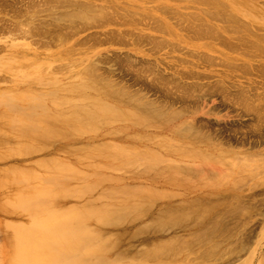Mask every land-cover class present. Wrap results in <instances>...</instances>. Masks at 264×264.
<instances>
[{
  "label": "rangeland",
  "instance_id": "obj_1",
  "mask_svg": "<svg viewBox=\"0 0 264 264\" xmlns=\"http://www.w3.org/2000/svg\"><path fill=\"white\" fill-rule=\"evenodd\" d=\"M12 1L13 0H9L8 1L9 3H8L5 0H0V6H1L0 7L1 9L0 10V20H1L0 27L2 28L7 27L5 28L6 30L4 29L5 33L7 29L9 31L6 33L7 35L5 36L3 35L5 34L4 32L2 33L0 32L2 34L0 35V50H1L0 51V180L3 181L4 179H6L5 178L6 176L13 177L12 174H14L15 172H24V171L26 172L29 170H30L29 172H32L33 170L38 171L36 169L37 167L36 165L42 162H46V161H51V162L59 161V162H64L69 165H73V166L75 165V167L77 168L75 169L78 170L79 176H82V177H79V180L77 179H72L69 181L60 180L59 183L63 184V187L65 188L76 190L78 193L74 196L62 195L61 197L55 199L53 201L54 203L52 204V211L54 210V212L72 211L74 209L77 210V208L81 209L85 206H94L96 208H101V207L102 208H105V207L112 208L113 205L117 206L121 203H125L126 199L124 198V196H121V193H120V191L124 189H130V190L134 189V192H136V190L138 189L137 192L140 191L141 193L142 191L149 192V193L156 192L157 194L154 193L156 194L155 197L147 199V202L143 206L141 204L139 205L141 207V211L138 214V216H136V214L134 213L133 214L130 213L122 217L121 219L113 218V220L109 224H105V225H98V224L95 225L93 221H89L87 223L89 224L88 225L89 228L92 230V232H94L95 235H99L102 239L113 240L114 245H116V247L115 249L113 248L112 250H109L108 259L109 261L118 259L117 264H137L139 263V261L142 262L141 258L143 259V257H145L143 256L144 251H149L150 247L152 248V246L161 247V246H165V244L167 245L171 244L175 246L176 244L178 245L180 243L182 247V254L179 256V258L175 262H173V264H201V263L202 264H214V263L215 264L217 263L218 264H225V263L226 264H237V263L238 264H262L263 263L264 264V253H263L264 252V227H263L264 226V184L261 183V182H264V173H263L264 172L263 170L264 162L263 164L262 163L260 164V161L261 162L263 161L262 157L260 156L262 155L264 156V128H263L264 127V124H263L264 117H262L264 116L263 114L264 112L262 111V109H260L262 105L264 104V98H262L264 96L263 94L264 88H262L263 87L262 84L264 85V79H262L264 78V74H262L263 75L262 76L261 72L259 71L261 70V68H263V67L261 68L259 67L260 65L262 66L263 61L255 58L254 55L258 53H255L254 55H252L255 58L254 59L253 57L248 56L249 53L247 54V57H246L245 54L241 55L235 51L230 52L228 48H226L227 43L231 41L227 33H228V29L229 30L231 29L230 26L233 27L234 25L232 24V22L235 21L234 19L235 17L233 16H236V20H239L240 18L241 23H240V20L238 21L240 24H242V22L244 23L251 22V24L254 23L253 27L255 29L253 28L252 31H254L257 35L264 34V29H263L264 28V0H259L257 2H254V0H251L257 5L253 7H256L258 11L256 12L254 9H252V7H250L249 9H247L246 12H244L247 15L246 16L247 18L238 16L237 13L234 11L236 10L234 9V6L236 5L238 6V2H240L241 6L243 7L244 5H250L249 3H244V0H218L219 4L221 2L220 7L223 3L226 4V5H223V7L226 8L223 12H222V9H224L223 7H221L222 8L221 10L220 8H218L219 9L218 13L219 14L223 13L224 15L226 14L230 15V13L232 14L234 21L230 20L232 19L231 16L230 18H227L229 17V15L222 17L223 14H221L222 19L224 18L225 20L229 21L227 22L228 24L226 23L224 19H223L224 22L222 21V23L224 24H222L219 21V19L221 18L216 16L218 14L216 12L217 10L216 6H215L216 10L215 8H213V13L215 14L214 21L213 19L211 20L210 18L206 17V15L204 14L207 12V8H206L207 3L204 2V0L202 1L199 0V1L202 3L204 2L205 3L204 5L206 6H202L203 5L202 3L199 4V2H196L194 0H193L194 2H192V0H129L131 2L135 1L136 3L134 5L133 4H121V6L114 5L112 3L113 0H80L81 2H83V4H87L88 1L89 3L90 1H92L93 7H90V8H86L83 6L77 7L76 5L74 7L73 6L66 7L65 9L68 12L70 11L69 14L75 13V15L80 16L81 19L83 18L82 21L81 20L79 21L78 18H75L76 21L80 22L81 26L78 22L77 23L75 22L76 25L75 23L74 24L68 23V25H70L69 28H72V30L70 31L67 30L66 35L67 34L68 35L65 38V41L63 42L64 45L62 41L61 43H59L58 41L57 42L53 41L54 44L58 43L57 44L58 46H56V44L55 45L52 44L51 46L50 43L52 42L50 40V43H48L49 45L47 44V47H45L44 43H38L36 45V43L33 44V42H31L32 44L31 45L30 44L31 38L25 37L22 32L18 33L17 31H22L20 30V26L22 27V23L24 24V26L29 23L28 27H30L31 19L41 20L39 21V24L40 22L46 21L47 18L45 17H48L46 15L47 14L50 15L53 10L50 11V8H49V10L47 9L46 11L45 9L44 11L43 9L45 5L44 6L38 5L37 8H34L31 5L34 12L33 10L29 12V10L32 8L30 6L28 8L27 4L29 5L31 0L30 1L29 0H21V1L19 0L18 4H17L18 2L17 0L16 1L14 0L15 2H12ZM38 1L42 3V0H35V2L37 3ZM13 3H16V5ZM10 5H14L15 7L14 6L10 7ZM26 7L29 9L27 10V13H26V10L24 9ZM108 8H112L115 11L113 12L111 9H108ZM202 8L206 9L204 14H203L204 9L202 10ZM18 9L20 10V12L18 11ZM56 9L58 10L57 11L58 14L59 12L61 14L63 11L62 6ZM129 9L131 11L133 10L134 11H138V10L145 11L146 13H148V16L150 17L146 18L145 22H142V23L138 22L139 19L141 20L142 18H140L138 13L129 14L128 12H125L126 10H129ZM42 10L44 12H42ZM168 10H170L171 13L172 12L173 13L169 14ZM106 11H108L109 13H107ZM166 11L168 12L166 13ZM174 11H176L177 13ZM57 12L56 13L54 12L53 14L55 15L57 14ZM17 13H18V17L16 16ZM19 13L21 14L20 16H19ZM23 13L26 14L27 20H28V17L30 18L28 22L25 20L21 21L22 18H25V14ZM114 13L115 14L117 13L116 16ZM126 13L128 14L126 15V17L122 16V14L125 15ZM165 13L169 14V16L166 15ZM210 13H212V10ZM32 14L34 15L35 18H32L33 17ZM106 14L111 18V20H109L110 21L109 23H108V19L110 18H108ZM129 15H131V18H127V17H130ZM170 15H172L173 18L176 17L177 21H175L176 19L175 20L172 19ZM173 15H176V16H173ZM14 16L17 17L16 18L17 20L15 19ZM56 16H54V20L57 19L56 21H58L59 19L61 22V18L60 17L55 18ZM103 16L107 17L108 19L105 18V20H103L104 19ZM135 16L137 18H135ZM166 16L169 18L171 17V18L169 19ZM179 17H182V19H179ZM209 17H212V16H209ZM84 18L85 19L87 18V20H84ZM112 18H114L116 21H113ZM153 19L156 21H153ZM54 20L52 19L53 22H51V19H49L48 21L53 24L58 23ZM65 20H68L69 22V17H67ZM95 20L99 22H94ZM129 20L134 21L137 24H142V25L144 24L145 26L147 24V26L142 27V28L134 27L136 26V24L134 25V22L133 23L131 22L133 27H130L131 25H128L129 23H127L129 22ZM159 21H161L160 26H158ZM188 21H190V23L191 22H194V23H192L191 25L190 23H188ZM35 22L38 23V21H35ZM155 22L157 24L154 25L153 23ZM84 23H87V27H85L86 24L85 26L82 25ZM103 23H105L104 25L105 27L102 26ZM116 23L121 24L122 26H118ZM149 23H152L150 25H154V26H152L151 28ZM202 23L204 25H202ZM206 23L207 25L209 24V26L207 27V30L209 31V29L211 28L209 31L210 34L214 32L215 30L216 31L214 32V34L215 33L218 34L219 30L223 32L222 37L224 38H221L220 37L221 35H219V38H221L220 40L222 41L224 40L222 44L219 38L217 37V35L214 36V34L212 33L213 35L211 34L212 35L211 37L209 32L205 31ZM234 23L236 25L237 21H235ZM15 24L19 26V29L16 26L17 28L15 29H18V30L17 31L15 30L16 32L14 31L15 34H12L14 32H12L11 29L12 28L14 29V27L12 26H15ZM89 24H91L90 26L91 27L93 26V27L91 28L89 26L90 27L89 28L88 27ZM96 24H98L100 27H98V25L96 26ZM111 24L114 27H111ZM41 26L44 28L46 27L44 25H41ZM161 26L163 27L162 29H165L164 30L165 32H163L162 30L160 31L161 28H159V30L157 31L156 28L161 27ZM192 26H193V31H191ZM226 26H229V28L227 29ZM26 27L27 26L23 28L27 29ZM83 27H85L86 29L85 28L83 29ZM188 27H190V29ZM200 27H202L201 30H200ZM73 28L74 29L78 28L79 31L78 29H76V32L78 31V33L73 31ZM181 28L184 29L185 31L182 30ZM186 28L188 29L187 33H186ZM213 28H215V30ZM125 30L129 32L130 34L131 33L134 34V36L133 34H131V37L133 36L132 37L134 40L133 42L131 41L132 38L128 37L130 36V34L129 33L127 34ZM189 30L192 32V37H195V38L192 39L190 37L191 32ZM194 30H195V33L193 34ZM123 31L127 34V37ZM188 31L190 33H188ZM10 32H11V35L8 34ZM111 32H114V33L120 32L121 34L117 33L118 34L117 36L120 35L123 39L127 40L128 46H126V43H125L126 41L122 40V38H120L121 40H118V41L115 40L116 42L113 44L112 43L108 44L109 38L112 35ZM21 33L23 36H20ZM136 33H137V36L139 35V33L140 34L142 33L141 35L143 34L148 35L151 38L153 36L155 41L153 40L151 41V38L150 40L144 39L143 42L146 41V43L144 44H147L145 46L144 44H142V42L141 43L139 42L140 40L139 41L136 40L137 42L135 41L137 37L135 35ZM197 33L199 34L197 35ZM93 34H95L96 36L95 35L92 36ZM107 35H109V37ZM184 35H186V37ZM106 36L107 38H105ZM157 37H158L157 40H160L158 42L156 40ZM96 38L102 41L98 40L96 42L95 41L97 40ZM60 40L61 39H59V41ZM149 41L151 42L149 43ZM159 42H164L165 45L162 43L161 44L164 45L165 47L164 46L157 47V43H158V46H160ZM231 42H234V41H231ZM250 42L247 44L253 43V41L251 43ZM258 42L264 45V42L262 43L260 40H258ZM134 43L135 44L137 43L138 45L140 43L142 45H139L138 47V45L136 44L137 45L136 46ZM119 44H121V46ZM122 44L124 46H122ZM131 44L132 46H129ZM151 44H152V48L150 46ZM223 44L225 45L223 46ZM38 45L39 47L37 48ZM155 45H156L157 50L155 49ZM175 46L177 50L175 49ZM2 47L3 49H1ZM153 48L156 50V52ZM147 49H149L150 51L154 50V52H150ZM250 54H253V53H250ZM54 55L55 57H52ZM238 56H239V59L243 61V62L240 61L241 62L240 64L241 65L246 64L247 66L245 65L244 68L242 69H239V68L231 69L230 67H229L230 69H228L227 67L229 66V63L232 64V62H229L228 58L238 57ZM39 57H41V59ZM116 57L118 59L120 58V61ZM207 57L208 58L210 57L212 62L207 61L209 60ZM110 58L113 61H111ZM114 59L117 65L114 63ZM250 61H252L254 65L252 66L249 65L248 62ZM205 62H207L208 64ZM226 62L227 63L229 62V63L226 65ZM70 63H71V66H70ZM77 63L79 64L77 65ZM93 64L95 65V67ZM150 64L155 65V66H151ZM147 65H150L151 69L152 68L153 69L150 70ZM129 66H132V67H129ZM253 66L255 67V72L257 71V69H259L256 73L253 71L254 69ZM116 67L117 68L120 67V68L117 69ZM247 67H248L247 73L249 71L248 74L243 72V69ZM93 68H96V70H93ZM104 69L106 72L104 71ZM113 69L114 70L116 69L117 71H114ZM128 69L130 70L128 71ZM107 70H109V72H107ZM231 72L232 74L229 75V73ZM262 73H264V71ZM89 75L91 77H89ZM2 76L4 77L6 76V77L4 78ZM9 79L11 81H9ZM206 84L209 86L210 89L208 88ZM214 84H216L215 86L217 87H215ZM212 88L213 90H211ZM218 88H219V91H218ZM243 88L246 91H244ZM253 88L257 91H255ZM220 90L225 93H222ZM242 91L246 93L248 92L246 96L244 95L245 97L247 96H250V97L249 98L247 97L248 99H246L242 95L240 94L238 95V93ZM112 92H115L116 94ZM228 93H231V94H228ZM16 94H24L25 96L28 95V96H31V98H36V102H35L36 106L33 109V114L36 115V117L40 118L39 120H41V118H45L46 115H49V117L45 118L46 120L49 119L48 121L50 122L48 123L60 124L59 121L65 118H68L72 114L73 110H77L78 108H81V109L83 108V110L91 109L92 105L94 104V101H97V102H100L106 105L107 108L106 110L103 111V113H111L110 109L115 107L122 111V115L117 116L114 119H107L105 122H103L104 124L97 123V124H100L97 127L99 128L98 131L91 132V133H84V134H81L79 132L76 133V132H73L72 130H68L67 128H64V126L61 125L60 126L61 128H59V130L62 132L58 136L52 137L51 135H49L53 139L48 137L50 139L45 140L47 141V143L43 141L44 140L43 139L42 142L39 143L38 147L34 149L29 140L25 138L19 139L20 137H18L16 132L15 131H14L15 133L13 132L12 130L13 127L12 128L8 127L10 126L9 125L10 117L14 115L11 112L17 113L19 111V113H21V112H29L31 110V108L29 109V106H28L30 104L26 102L25 104L24 102L20 103V101H16L15 98H12V97L10 98V95L13 96ZM258 94H259V98H257ZM251 95H253V97ZM261 95L263 96L261 97ZM219 96H221L222 99ZM254 97L257 102L254 101L255 100ZM243 98H244V102H243ZM260 98H262V100ZM229 99H230V102H229ZM245 99L246 101L249 100L250 103L245 104L246 103ZM250 99L253 101H251ZM260 100H261V103H259ZM231 102H233L232 105H231ZM251 102H253L255 106ZM241 103L243 106H241ZM248 104L250 108L246 107L248 106ZM245 107H246V110H245ZM254 108L255 110L258 109V112L255 111ZM20 109L23 111H20ZM240 111H242L243 113L245 112L244 115ZM254 111L256 113L260 112L259 115L261 114V116L259 115L258 116L260 118H263V120L258 118V116L256 115V113H254ZM134 114L136 115V117ZM254 115H256L257 117ZM258 119L261 120V121L259 120L260 124L257 122ZM137 123H139V125ZM195 124L198 126H196ZM10 130H12V133L10 132ZM259 130H262V131H259ZM26 132H25L26 135H30L31 133L29 130ZM112 138H115V139L113 140ZM212 138H214V140ZM52 141L53 142L55 141V143H52ZM111 141L114 143L117 142L116 144L118 143L119 144L118 145L113 144ZM179 143L183 145H180ZM115 145L117 147L119 146V147H129V148L131 146L132 147L134 146L135 149L139 151H148L151 153L152 152L157 153L161 156L162 159L164 158L163 160H165V163H162V165L154 167L153 170H150V171H144L142 167L137 169V166L126 168V169H121L119 166H117V164L119 165V163H116L115 166L113 165L107 166L105 162L108 163V161L107 160L105 161L100 156H97V157L88 156L90 152L93 150L92 148L94 147L102 148V146L109 147V146H115ZM139 147L143 149H138ZM85 148H87L88 150L90 148L91 149L89 151L87 149L86 151L84 150L82 151V149H85ZM250 152L252 154H250ZM228 153H230V155ZM248 154H250V156ZM243 155H246V156H243ZM251 155L253 156L255 155L254 156L255 158L260 157L262 160H260L259 158L255 160V158H252ZM81 156H84V157H81ZM241 157L245 159H242ZM202 159H204L205 161H203ZM251 159L252 160L254 159V162H251ZM79 160L87 164L86 165L84 164L76 165L75 162H78ZM98 160L99 161L101 160V161L99 162ZM166 160L168 161L166 162ZM170 160L174 162L172 161L170 162ZM258 160L260 164L259 167L256 165L258 164ZM170 163L174 165L175 169L177 168V173L179 175L177 174L174 177L172 175L171 170L168 171L167 165H169ZM239 163H240V166H239ZM245 165H248V166H245ZM254 167H257V168H254ZM253 168H254V171L252 170ZM134 169H136V172L132 171ZM140 169H143V170H140ZM224 169L227 171V174L223 172ZM106 170L107 172H105ZM246 170L247 172L243 173V171H246ZM44 171L39 170L37 172V175L39 177H41L42 175L45 176L46 173ZM129 171L131 172V174ZM236 172L238 173V175L236 174ZM139 173L145 174V175H140ZM228 173H233V174L231 175ZM215 174L217 177L215 176ZM219 174H220V177L222 176L221 178H223V176L225 178H223V180L220 179ZM222 174H225V175H222ZM253 174L255 175V177H253L254 176ZM227 175H231V176H229L228 178ZM247 175L250 176L249 179ZM165 176L167 177L165 178ZM217 178L219 179V181L220 180L223 181V182L220 181L221 183L219 182V185H218ZM226 178H228V181ZM232 180L233 182H231ZM223 183H225V185H223ZM255 183L257 184L259 183L260 184V185L258 184L259 187L258 185L256 186ZM33 184H35V186ZM250 184L251 185L254 184V185L250 186ZM39 185L40 184L37 183L36 181L29 182V183L23 181L18 184L16 183L15 185L7 184L6 187L0 189V264L7 263L4 257L5 254H3L2 256L1 253H5L6 251L10 250L7 240L13 236L14 231H15L14 229L28 228L33 220V216L27 210L29 209V206H27V203L25 202L24 199L20 200L21 194L26 192L28 188H38ZM139 186L142 189H140ZM237 186H239V188L241 189H239ZM250 187L251 188L253 187V189H250ZM149 193H146L147 196L149 195ZM18 194H20V196H17ZM109 194H112L113 197H110ZM250 195H252V197ZM14 196L16 198H14ZM227 196L228 197L232 196L231 198L235 201V203H236V200L239 201L236 204H239L241 207L239 205H235V207L237 206L240 209L237 207L235 208L233 206L234 204L233 205L231 204L232 206L231 208H229L230 206L228 204L232 203L233 200L230 201L231 200L229 199L230 197L228 198ZM17 197L19 198L17 199ZM213 198L216 200V202L214 201ZM228 199L230 203H228L229 202ZM212 201L215 203H213ZM112 203H115V204H112ZM204 203L207 207L211 208L210 210L213 209V211L211 212L209 210L210 211V214H209V212H207L204 206L203 208L206 210L204 213L207 212L206 214H208V216L206 215L207 218L199 217L200 219H196L197 216L199 215L198 212L201 210L200 208H202L201 206H203ZM210 203H213L214 205ZM215 204L217 206H215ZM212 206H215V207H212ZM192 207L193 208L195 207L197 209L198 211L197 212L198 214L196 213L197 215L194 213L196 212V209H193ZM187 208H189L190 210H188ZM177 209L178 210L181 209V212H178ZM231 209H234L235 211L236 209H238L239 213L237 212L238 210L236 212L235 211L232 212ZM44 210H45V207L42 206L39 212H44ZM192 210L194 211L193 212L194 216L196 215L195 219L187 215L186 218L189 219V221H186L187 219L184 218L179 221H175V223L174 222L171 224L166 223L164 227L163 225H161L163 215L167 211H171V212L173 211V213L176 212L175 214L181 213L179 215L183 216L185 215V213H187V211L190 214V211L192 212ZM226 210H229L230 212L229 211L228 212L231 214L229 215V213ZM216 211L220 213L218 214ZM202 212L203 211L201 210L200 213L202 214ZM220 215L221 217L223 216L222 220H221ZM228 215H229V218H228ZM204 216L205 214H203V217ZM211 216H214V217L212 218ZM151 218H154L156 220L154 221V219H151ZM201 219L202 221H200ZM239 219L240 220L243 219V220L240 221ZM191 222L193 223V225ZM207 222L208 224H212L211 222H215V223H213V225H209L211 226L210 228H207L209 227ZM233 222H235L234 225H233ZM230 223L232 225H230ZM148 224H151V225L149 226ZM64 225L68 228H72V225L74 224L71 223V221H67L64 223ZM190 225L192 227H190ZM231 226H234V227H231ZM145 227L147 228L146 229L147 232L143 230L145 229ZM212 227L214 231H212ZM260 227L262 228L260 229ZM205 228H207L206 229L207 231L204 230ZM202 229L204 231H202ZM196 230L199 232L201 231L200 235L201 234L202 235L200 236L199 232H197ZM228 231H232V232L228 233ZM242 231L245 232L246 234H244ZM195 232L198 233V236H200L201 238L195 239L196 241L198 240L197 242H195V240L194 241L192 240L191 242L190 238L193 239V234ZM196 233L194 235H196ZM217 233L218 234L220 233V234L218 235ZM207 234H210L211 238L210 236H207ZM203 235L205 237L206 236L209 237V240H206L209 242H205V244L203 243L205 241V240L204 241L201 240V239H204L202 238ZM183 236H184V239H183ZM194 237H197V235ZM256 237L258 238V240ZM182 241L184 244H186L185 242H188V241H190L191 243L195 242L199 244V245L196 244L197 246L196 247L195 244L193 243V247L194 246L195 247L193 248V253L191 254V256H189V253L187 250L188 248L186 249L185 247H183L184 244H182ZM190 242L188 243L191 244ZM230 244H231V247H230ZM188 245L186 244V246ZM211 245L214 247L211 248ZM238 247L239 249L237 250ZM183 248L185 249V251H183L184 250ZM209 249H212V251L214 252V254L212 253V256L210 254L211 252L206 253L207 251H209ZM227 249H229V251H227ZM228 252L230 253V255H228L229 254ZM247 254L250 256H248ZM198 255H199V258L197 257ZM189 258H193V259H189ZM217 260H219V262ZM247 260L249 261L248 263L246 262ZM122 261L123 263H121ZM163 261L167 262L166 260H163ZM93 262L94 260L90 261L91 264H94ZM144 263L145 264H158V261L148 260V261H145Z\"/></svg>",
  "mask_w": 264,
  "mask_h": 264
},
{
  "label": "bare ground",
  "instance_id": "obj_2",
  "mask_svg": "<svg viewBox=\"0 0 264 264\" xmlns=\"http://www.w3.org/2000/svg\"><path fill=\"white\" fill-rule=\"evenodd\" d=\"M6 2H8L7 0H5ZM16 1V0H15ZM14 0L12 1V2H15ZM18 2H17V4L19 3V0H17ZM21 1V0H20ZM30 1V0H29ZM74 0H42V3L40 2V1H38V3L37 2H35V0H33V2H32V0L30 1V3H29V5L27 4V7L29 8V6L31 7V5H32V7H34V8H37V6L39 5V6H48L47 8L44 6V11H45V9H46V11H47V9L49 10V8H50V11L51 10H53L52 11V13L49 15V14H47L46 16H48V17H45V18H47V20L46 21H43V22H40V24L41 25H44V26H46L45 28L44 27H42L40 24H39V21H41V20H34V19H31V25H30V27H28V25H29V23L28 24H26L25 26H27L26 28L27 29H25V28H23V27H25L24 26V24L22 23V27L20 26V30H22V31H17L18 29H19V26L17 25V24H15V26H12V27H14V29L12 28H10L11 30H12V32H14L15 30L19 33V32H22L23 34H24V36L25 37H30L29 39H30V44H31V42H33V44H35L36 43V45L38 44V43H44L45 44V47H47V44L48 43H50V40H51V42L52 43H50L51 44V46H52V44H54V42L53 41H55V42H59V43H61V41H62V43L65 41V38L67 37V35H66V33H67V30L68 31H70V30H72V28H69L70 27V25H68V23H71V24H74L75 22L77 23L78 21H76V19L75 18H78L79 19V21L81 20L82 21V19L80 18V16H78V15H75V13L73 14V13H71V14H69V12L68 11H66V7H70V6H76L77 5V7H80V6H83V7H86V8H90V7H93L92 6V1H90V3H89V1L87 2V4H83V2H81L80 0H75L74 2H73ZM194 1H196V2H199V4L200 3H202V2H200L199 0H194ZM193 0H192V2H194ZM202 1V0H201ZM218 0H204V2H206L207 4V12L205 13V11H206V9H204V8H202V10L204 11L203 12V14L204 15H206V17H208V18H210L211 20L213 19V21H214V16H215V14L213 13V8H215V10H216V7H217V10H216V12L218 13L219 12V9L218 8H220V10L222 9L221 7H223V5H226V4H222L221 5V7H220V4H221V2H220V4H219V1L217 2ZM257 1H259V0H254V2H257ZM25 2V1H24ZM28 2V1H27ZM202 3L203 5L202 6H206V5H204L205 3ZM253 1H251V0H244V3H249L250 5H244V7L243 6H241V4H240V2H238V6L236 5V6H234V9H236V10H234L236 13H237V15L238 16H240V17H243V18H247L246 16V14L244 13V12H246L247 11V9H249L250 7H252V9H254L256 12L258 11L257 10V8L256 7H253V6H255L256 4L254 3ZM2 3H4V2H2ZM9 3V2H8ZM105 3V2H104ZM13 4H15L16 5V3H13ZM25 4V3H24ZM4 5V4H3ZM6 5H7V3H6ZM98 5V4H97ZM218 5V6H217ZM5 6V5H4ZM4 6H2V7H4ZM12 6H14V5H10V7H12ZM62 6V9H63V11H62V13L60 14V12H59V14H58V10L56 9V8H59V7H61ZM216 6V7H215ZM257 6V5H256ZM1 7V6H0ZM7 7V6H6ZM9 7V6H8ZM15 7V6H14ZM25 7V6H24ZM26 7V8H27ZM31 7V8H32ZM82 7V8H83ZM112 7V6H111ZM226 7V6H225ZM23 8V7H22ZM26 8H24L25 10H26V13H27V10H29L28 8L26 9ZM43 8V7H42ZM52 8V9H51ZM107 8V7H106ZM224 8V7H223ZM6 9V8H5ZM10 9V8H9ZM39 9V8H38ZM37 9V10H38ZM104 9V8H103ZM108 9H111L113 12L115 11V10H113L112 8H108ZM163 9V8H162ZM165 9V8H164ZM168 9H170V8H168ZM226 8H224V9H222V12L225 10ZM228 9V8H227ZM1 10V9H0ZM8 10V9H7ZM6 10V11H7ZM11 10V9H10ZM16 10V9H15ZM24 10V11H25ZM33 10V8L32 9H30L29 10V12L30 11H32ZM42 10V12H44ZM60 10V9H59ZM69 10V9H68ZM105 10V9H104ZM167 10V9H166ZM172 10V9H171ZM199 10H201V9H199ZM211 10H212V13H210L211 12ZM230 10H231V8H230ZM229 10V11H230ZM244 10V11H243ZM18 11L20 12V10L18 9ZM74 11V10H73ZM160 11V10H159ZM169 11V12H168ZM168 11H166V13L168 12L169 14L171 13V11L170 10H168ZM2 12H4V11H2ZM11 12V11H10ZM23 12V11H22ZM33 12H34V10H33ZM56 13L57 12V14H53V13ZM66 12V13H65ZM107 13H109L108 11H106ZM123 12H124V10H123ZM131 12V11H130ZM163 12V11H162ZM164 12H165V10H164ZM163 12V13H164ZM174 12H176V11H174ZM221 12V11H220ZM226 12V11H225ZM224 12V13H225ZM37 13V12H36ZM50 13V12H49ZM165 13V14H166ZM173 13V12H172ZM171 13V14H172ZM177 13V12H176ZM229 13V12H228ZM23 14H25V13H23ZM38 14V13H37ZM40 14V13H39ZM115 14V13H114ZM117 14V13H116ZM116 14H115V16H116ZM119 14V13H118ZM130 14V13H129ZM136 14V13H135ZM139 14V13H138ZM169 14H166V15H168L169 16ZM175 14V13H174ZM188 14V13H187ZM212 14H214V15H212ZM221 14H223V13H221ZM221 14H217L216 16L217 17H219V18H221ZM253 14V13H252ZM21 14L19 13V16H20ZM28 15V14H27ZM33 15V14H32ZM52 15H54V16H56L55 18H57V17H60L61 18V22H60V20L58 19V21H56L57 19H55L54 20V16H52ZM69 15V16H68ZM107 15V14H106ZM106 15H104V16H106ZM126 15H128L127 13L125 14V15H123L122 14V16H124V17H126ZM179 15V14H178ZM181 15H183V14H181ZM220 15V16H219ZM229 14H226V15H224L223 14V16L222 17H225V16H228ZM235 15V14H234ZM17 17H18V13H17V15H16ZM16 16H14L15 17V19L17 18ZM36 16V15H35ZM38 16V15H37ZM103 16V17H104ZM108 16V15H107ZM110 16H111V14H110ZM114 16V15H113ZM130 17H127V18H131V15H129ZM139 16H140V18H142V19H146V18H148V17H145V16H143V15H140L139 14ZM142 16V17H141ZM171 17H172V15H170ZM173 16H176V15H173ZM180 16V15H179ZM195 16V15H194ZM209 16H212V17H209ZM230 16L232 17V14L230 13V15H229V17H227V18H230ZM237 16V17H238ZM53 17V18H52ZM67 17H69V22H68V20H65ZM83 17V16H82ZM103 17H101V18H103ZM124 17H123V19H124ZM144 17V18H143ZM150 17V16H149ZM167 17V16H166ZM170 17V18H171ZM184 17V16H183ZM196 17V16H195ZM194 17V18H195ZM200 17V16H199ZM233 17H235L234 19H235V21H237V23H236V25H235V21H234V19H233ZM232 17V19H230L231 21H234V22H232V24H234L233 25V27L232 26H230L231 27V29L229 30L228 28H229V26H226V28L228 29V33H227V35H229V39H231V41H234V42H231V41H229L228 43H227V47L226 48H228V50L231 52V51H235V52H237V53H239V54H245L246 55V57H247V54L249 53H253V54H248V56H250V57H253L252 55H254L255 53H258V54H255L254 56H255V58H257V59H260V60H262L263 61V63H262V66L260 65L259 67L261 68V67H263V68H261V70H259V69H257L258 68V66H257V71L259 70L260 72H261V75L262 74H264V73H262L264 70V45H262V44H260L259 42H258V40H260L262 43L264 42V34L263 35H257L254 31H252V29L254 28L253 26H254V23L253 24H251V22H249V23H244V22H242V24H240L241 23V20H240V18H239V20H240V23L238 22L239 20H236V16H233ZM259 17V16H258ZM26 18V19H25ZM25 18H20L21 19V21L22 20H25V21H27L28 22V20L30 19L29 17H28V20H27V17H26V14H25ZM32 18H35L34 17V15H33V17ZM51 19V22H53L52 21V19L54 20V21H56V22H58V23H51V22H49L48 20L49 19ZM63 18H65V19H63ZM105 18H107V17H104V19L103 20H105ZM108 18H110L109 16H108ZM107 18V19H108ZM116 18V17H115ZM135 18H137L136 16H135ZM167 18H169V17H167ZM169 18V19H170ZM218 18V19H219ZM226 18V19H227ZM19 19V18H18ZM106 19V20H107ZM139 19V18H138ZM141 19V20H142ZM152 19V18H151ZM155 19V18H154ZM153 19V21H156V20H154ZM172 19H176V17L175 18H173L172 17ZM171 19V20H172ZM179 19H182V17H179ZM215 19H217V18H215ZM224 19V18H223ZM223 19L221 18V19H219V21L222 23V21H223ZM260 19V18H259ZM3 20V19H2ZM17 20V19H16ZM84 20H87V18L85 19L84 18ZM109 20H111V18L110 19H108V23L110 22ZM112 20L113 21H116L114 18H112ZM118 20V19H117ZM132 20V19H131ZM130 20V21H131ZM171 20H169V21H171ZM185 20V19H184ZM186 20H188V19H186ZM203 20V19H202ZM225 20V19H224ZM35 21H38V23H36ZM93 21V20H92ZM102 21V20H101ZM120 21V20H119ZM139 21H140V19H139ZM138 21V22H139ZM148 21V20H147ZM146 21V22H147ZM153 21H151V22H153ZM175 21H177V19L175 20ZM174 21V22H175ZM181 21V20H180ZM204 21V20H203ZM215 21H217V20H215ZM226 21V23L227 22H229V21H227V20H225ZM0 22H1V20H0ZM60 22V23H59ZM94 22H99V21H97V20H95ZM106 22V21H105ZM132 23L134 22V21H131ZM131 22H127V23H129V25H131V26H133L132 25V23ZM149 22V21H148ZM161 21H159L158 23H159V25L158 26H160V23ZM184 22V21H183ZM224 22V21H223ZM16 23V22H15ZM76 23H75V25H76ZM79 24H80V22H78ZM101 23V22H100ZM119 23V22H118ZM118 23H116L117 25H118ZM188 23H190V21H188ZM192 23H194V22H191L190 24L192 25ZM204 23V22H203ZM202 23V25H204ZM85 24H86V26H85ZM92 24V23H91ZM91 24H89L88 25V27L91 25ZM113 24V23H112ZM111 24V25H112ZM115 24V23H114ZM121 24H122V22H121ZM120 24V25H121ZM125 24V23H124ZM135 24H137L136 22H134V25ZM150 24H152V23H149V25ZM154 25L155 24H157L156 22L155 23H153ZM189 24V25H190ZM222 24H224V23H222ZM228 24V23H227ZM78 25V24H77ZM83 26H85V27H87V23H84V24H82ZM94 25V24H93ZM98 24H96V26H97ZM105 25V23H103L102 24V26L103 27H105L104 26ZM116 25V26H117ZM144 25V24H143ZM154 25H150V27L152 28V26H154ZM163 25V24H162ZM182 25V24H181ZM18 27V29H15V28H17ZM80 26H81V24H80ZM101 26V27H102ZM119 26V25H118ZM122 26V25H121ZM146 26H147V24H146ZM145 26V27H146ZM177 26V25H176ZM188 26V25H187ZM205 28H206V30L205 31H208L207 30V27L209 26V24L207 25V23L205 24ZM215 26V25H214ZM73 27H75V26H73ZM79 27V26H78ZM85 27H83V29L85 28ZM91 27V26H90ZM89 27V28H90ZM93 27V26H92ZM91 27V28H92ZM95 27V26H94ZM98 27H100L99 25H98ZM97 27V28H98ZM149 27V26H148ZM182 27V26H181ZM204 27V26H203ZM220 27V26H219ZM224 27V26H223ZM5 28H7V27H4V28H2V27H0V32L2 33V32H4L5 33ZM21 28H23V29H21ZM80 28V27H79ZM150 28V29H151ZM159 28H161L160 29V31L162 30L163 32H165L164 30L165 29H162L163 27L161 26V27H157L156 29H157V31L159 30ZM165 28V27H164ZM184 28V27H183ZM189 29H190V27H188ZM196 28V27H195ZM201 28L202 27H200V30H201ZM204 28V29H205ZM210 28V27H209ZM208 28V29H209ZM226 28H225V30H226ZM5 29V30H4ZM9 29V30H10ZM76 29H78V28H73V31H75L76 32ZM81 29V28H80ZM86 29V28H85ZM182 29V28H181ZM185 29V28H184ZM184 29H182V30H184ZM191 31H193V26L191 27ZM197 29V28H196ZM195 29V30H196ZM211 29V28H210ZM210 29H209V31H210ZM214 30H215V28H213ZM255 29V28H254ZM264 29V28H263ZM10 30V31H11ZM89 30V29H88ZM128 30V29H127ZM155 30V29H154ZM187 28H186V33H187ZM195 30H194V32H193V34L195 33ZM224 30V29H223ZM15 31V32H16ZM72 31V32H73ZM78 31H79V29H78ZM78 31L76 32V33H78ZM117 31V30H116ZM115 31V32H116ZM122 31V30H121ZM120 31V32H121ZM185 31V30H184ZM190 31V30H189ZM188 31V33H190ZM208 31V32H209ZM216 31V30H215ZM214 31V32H215ZM7 32H9L8 31V29H7V31H6V33ZM15 32L14 33H12V34H15ZM74 32V33H75ZM82 32V31H81ZM119 32V33H120ZM124 32V31H123ZM125 32H127L126 30H125ZM124 32V33H125ZM131 32V31H130ZM197 32V31H196ZM212 32V31H211ZM214 32H212L213 34H214ZM219 33L217 34V33H215L214 34V36L215 35H217V37L219 38V35H221L220 37L221 38H224V37H222L223 36V32L221 31V30H219L218 31ZM226 32H227V30H226ZM0 33V35H2ZM3 34L4 36L5 35H7V34ZM22 33H21V35L20 36H23L22 35ZM75 33V34H76ZM112 33V35H111V37L109 38V43L108 44H110V43H115L116 41L115 40H121L120 38H122L120 35L119 36H117L118 34L117 33H114V32H111ZM110 33V34H111ZM113 33H114V35H113ZM129 32H127V34H128ZM161 33V32H160ZM211 33V34H212ZM8 34H10L11 35V32L10 33H8ZM70 34H71V32H70ZM69 34V35H70ZM73 34V33H72ZM96 34V33H95ZM95 34H93L92 36H94ZM109 34V33H108ZM116 34V35H115ZM121 34V33H120ZM126 34V33H125ZM127 34H126V37H127ZM130 34V33H129ZM131 34H133V33H131ZM131 34H130V36H128V37H131ZM142 34V33H141ZM140 33H139V35L137 36V33L135 34L137 37H136V39H135V37H134V39H135V41L137 40V41H139L140 43L142 42V44H144V43H146V41L145 42H143V40L144 39H147V40H150V38L151 37H149L148 35H145V34H143V35H141ZM164 34H166V33H164ZM199 33H197V35H198ZM209 34H210V32H209ZM210 34V35H211ZM212 34V35H213ZM19 35V34H18ZM98 35V34H97ZM124 35V34H123ZM122 35V36H123ZM168 35V34H167ZM207 35V34H206ZM212 35H211V37H212ZM13 36V35H12ZM19 36V37H20ZM96 36V35H95ZM108 37H109V35H107ZM107 36L105 37V38H107ZM133 36H134V34H133ZM132 36V37H133ZM185 37H186V35H184ZM131 37V38H132ZM148 37H149V39H148ZM192 39L193 38H195V37H192V32H191V36H190ZM209 37V36H208ZM97 38H99V37H97ZM96 38V39H97ZM142 38V39H141ZM152 38H153V36H152ZM151 38V41L153 40V41H155V39L153 38L152 39ZM214 38V37H213ZM221 38H219V40L221 39ZM59 39H61L60 41H59ZM103 39V38H102ZM158 39V37L156 38V40ZM160 39V38H159ZM209 39V38H208ZM212 39V38H211ZM216 39V38H215ZM215 39H214V41H215ZM248 39V40H247ZM21 40V39H20ZM44 40V41H43ZM99 39H97V40H95L96 42L98 41ZM122 40H124V41H126L125 43H126V46H128L127 44V40H125V39H123L122 38ZM129 40V39H128ZM250 40H251V42L253 41V43H251L250 42ZM89 41V40H88ZM88 41H87V43H88ZM99 41H102V40H99ZM123 41V42H124ZM132 42L134 41L133 40V38H132V40H131ZM136 41V42H137ZM151 41H149V43L151 42ZM158 41H160V40H157V42ZM161 41H163V40H161ZM167 41V40H166ZM165 41V42H166ZM221 41V44H222V42L224 41H222V40H220ZM85 42V41H84ZM83 42V43H84ZM94 42V41H93ZM92 42V43H93ZM107 42V41H106ZM131 42V43H132ZM251 43V44H247V43ZM102 43H104V42H102ZM101 43V44H102ZM119 43V42H118ZM125 43H124V45H125ZM139 43V45H142V44H140ZM148 43V42H147ZM152 43H154V42H152ZM164 44V42H159V44H160V46H158V43H157V47H161V46H164V45H162V44ZM220 43V42H219ZM56 44V46H58L57 44L58 43H55ZM54 44V45H55ZM91 44V43H90ZM130 44V43H129ZM135 44V43H134ZM133 44V45H134ZM137 44V43H136ZM135 44V45H136ZM32 45V44H31ZM43 45V44H42ZM49 45V44H48ZM53 45V46H54ZM63 45H64V43H63ZM78 45V44H77ZM81 45V44H80ZM105 45V44H104ZM115 45V44H114ZM120 46H121V44H119ZM123 44H122V46H124ZM138 45V44H137ZM136 45V46H137ZM139 45H138V47H139ZM145 46L147 45V44H144ZM220 45V44H219ZM225 44H223V46H224ZM28 46V45H27ZM26 46V47H27ZM50 46V47H51ZM83 46H84V44H83ZM129 46H132V44L131 45H129ZM151 46V48H152V44L150 45ZM168 46V45H167ZM178 46V45H177ZM222 46V45H221ZM4 47V46H3ZM3 47L1 48V49H3ZM16 47V46H15ZM21 47V46H20ZM36 47V46H35ZM39 47V45L37 46V48ZM49 47V46H48ZM153 47H154V45H153ZM165 47V46H164ZM164 47H162V48H164ZM180 47V46H179ZM224 47V48H225ZM5 48V47H4ZM178 48V47H177ZM23 49H24V47H23ZM26 49V48H25ZM28 49V48H27ZM154 49V48H153ZM155 49H156V45H155ZM154 49V50H155ZM175 49H176V46H175ZM15 50V49H14ZM148 51H150L149 49H147ZM154 50L153 51H150V52H154ZM157 50V49H156ZM156 50H155V52H156ZM171 50V49H170ZM177 50V49H176ZM1 51V50H0ZM13 51V50H12ZM18 51V50H17ZM25 51V50H24ZM207 51V50H206ZM29 52V51H28ZM18 53V52H17ZM233 53V52H232ZM7 54V53H6ZM15 54V53H14ZM20 54V53H19ZM30 54H32V53H30ZM203 54V53H202ZM223 54V53H222ZM56 55V54H55ZM55 55L54 56H52V57H55ZM262 55H263V57H262ZM16 56V55H15ZM27 56V55H26ZM34 56V55H33ZM41 56V55H40ZM12 57H13V55H12ZM17 57V56H16ZM261 57V58H260ZM32 58V57H31ZM40 59H41V57H39ZM117 58V57H116ZM202 58V57H201ZM208 58V57H207ZM254 58V57H253ZM254 58V59H255ZM263 58V59H262ZM77 59V58H76ZM104 59V58H103ZM118 59V58H117ZM209 60H207V61H211V59H210V57L208 58ZM226 59V58H225ZM35 60V59H34ZM46 60V59H45ZM95 60V59H94ZM109 60V59H108ZM110 60H111V58H110ZM119 61H120V58L118 59ZM127 60V59H126ZM214 60V59H213ZM228 60H229V62H232V64L231 63H229V66L227 67L228 69H232V68H239V69H242V68H244V66L246 65V64H240L241 62H243L241 59H239V56L238 57H230V58H228ZM44 61V60H43ZM80 61V60H79ZM78 61V62H79ZM96 61V60H95ZM99 61V60H98ZM111 61H113V60H111ZM204 61V60H203ZM206 61V60H205ZM222 61H224V60H222ZM241 61V62H240ZM101 62V61H100ZM110 62V61H109ZM125 62V61H124ZM212 62V61H211ZM258 62V61H257ZM80 63V62H79ZM79 63H77V65L79 64ZM90 63V62H89ZM103 63H105V62H103ZM113 63V62H112ZM114 63H115V59H114ZM117 63H118V61H117ZM205 63H207V62H205ZM227 62H226V65L228 64ZM73 64H74V62H73ZM72 64V65H73ZM110 64V63H109ZM116 64V63H115ZM126 64V63H125ZM208 64V63H207ZM210 64V63H209ZM248 64L249 65H254V63L252 62V61H250V62H248ZM66 65H67V63H66ZM65 65V66H66ZM90 65H92V64H90ZM94 65V64H93ZM108 65V64H107ZM117 65V64H116ZM124 65V64H123ZM122 65V66H123ZM129 65V64H128ZM132 65V64H131ZM151 65V64H150ZM147 65L148 66V68L150 69V70H152L151 69V66H155V65ZM220 65V64H219ZM248 65V66H249ZM58 66V65H57ZM70 66H71V63H70ZM150 66V67H149ZM222 66H224V65H222ZM247 66V65H246ZM256 66V65H255ZM33 67V66H32ZM53 67V66H52ZM56 67V66H55ZM91 67V66H90ZM94 67H95V65H94ZM97 67V66H96ZM100 67H102V66H100ZM121 67V66H120ZM120 67H116L117 69H119ZM129 67H132V66H129ZM230 67V68H229ZM70 68V67H69ZM73 68H74V66H73ZM92 68V67H91ZM98 68H99V66H98ZM254 68V69H253ZM253 71L255 72V67L253 66ZM125 69V68H124ZM155 69V68H154ZM250 69V68H249ZM53 70V69H52ZM61 70V69H60ZM65 70V69H64ZM67 70V69H66ZM93 70H96V68H93ZM114 70V69H113ZM130 69H128V71H129ZM247 70H248V67L247 68H245V69H243V72H245L246 74H248L249 73V71H248V73H247ZM251 70V69H250ZM104 71H105V69H104ZM114 71H117L116 69L114 70ZM126 71V70H125ZM149 71V70H148ZM155 71V70H154ZM157 71V70H156ZM239 71V70H238ZM256 71V72H257ZM62 72V71H61ZM90 72V71H89ZM106 72V71H105ZM107 72H109V70H107ZM113 72V71H112ZM151 72V71H150ZM233 72V71H232ZM232 72L231 73H229V75L230 74H232ZM251 72V71H250ZM255 72V73H256ZM101 73V72H100ZM91 74V73H90ZM108 74V73H107ZM259 74V73H258ZM5 75V74H4ZM99 75V74H98ZM102 75V74H101ZM115 75V74H114ZM184 75V74H183ZM182 75V76H183ZM186 75V74H185ZM7 76V75H6ZM5 76V77H6ZM263 76V75H262ZM261 76V77H262ZM2 77H4V76H2ZM4 77V78H5ZM89 77H91L90 75H89ZM98 77V76H97ZM113 77V76H112ZM157 77V76H156ZM162 78V77H161ZM96 79V78H95ZM104 79V78H103ZM262 79H264V78H262ZM9 81H11L10 79H9ZM113 81V80H112ZM157 81H159V80H157ZM166 82H167V80H166ZM165 82V83H166ZM226 82V81H225ZM159 83V82H158ZM160 83H162V82H160ZM215 83V82H214ZM23 84V83H22ZM115 84H116V82H115ZM139 84V83H138ZM142 84V83H141ZM178 84V83H177ZM93 85V84H92ZM103 85V84H102ZM183 85V84H182ZM194 85V84H193ZM192 85V86H193ZM196 85V84H195ZM207 85V84H206ZM216 84H214V86H215ZM227 85V84H226ZM259 85V84H258ZM117 86V85H116ZM180 86H181V84H180ZM208 86V85H207ZM212 86V85H211ZM213 86V87H214ZM262 88H264V85L262 84ZM96 87V86H95ZM104 87V86H103ZM194 87H196V86H194ZM204 87V86H203ZM215 87H217V86H215ZM219 87V86H218ZM144 88V87H143ZM179 88V87H178ZM181 88H183V87H181ZM190 88H192V87H190ZM208 88H209V86H208ZM261 88V87H260ZM210 89V88H209ZM221 89V88H220ZM251 89V88H250ZM254 89V88H253ZM183 90V89H182ZM197 90H198V88H197ZM211 90H213V88L211 89ZM215 90V89H214ZM225 90V89H224ZM239 90V89H238ZM243 90H244V88H243ZM255 90V89H254ZM112 91V90H111ZM218 91H219V88H218ZM221 91V90H220ZM244 91H246V90H244ZM255 91H257V90H255ZM263 91V90H262ZM222 93H225V92H223V91H221ZM234 92V91H233ZM109 93V92H108ZM112 93H114V94H116L115 92H112ZM204 93H205V91H204ZM208 93V92H207ZM206 93V94H207ZM214 93V92H213ZM219 93V92H218ZM238 93V92H237ZM242 93V94H241ZM248 93V92H247ZM247 93L246 92H239L238 93V95L240 94V95H242L243 97H245L246 95H247ZM110 94V93H109ZM227 94V93H226ZM228 94H231V93H228ZM261 94V93H260ZM263 94H264V92H263ZM120 95V94H119ZM220 95V94H219ZM222 95H224V94H222ZM234 95V94H233ZM237 95V96H238ZM245 95V96H244ZM255 95V94H254ZM70 96H71V94H70ZM123 96V95H122ZM213 96V95H212ZM216 96V95H215ZM218 96V95H217ZM236 96V95H235ZM241 96V97H242ZM252 97H253V95H251ZM263 95H261V97H262ZM15 98V100L16 101H20V103L21 102H24V104H25V102L26 103H28V104H30V105H28L29 106V109L31 108V110L29 111V112H21V113H19V111L17 112V113H14V112H11V113H13L14 115H10L11 117H10V126H8V127H13V132L15 131L16 132V134L18 135V137H20L19 139H21V138H25V139H27V140H29L30 142H31V144H32V146H33V148L34 149H36L37 147H38V145H39V143H41L42 142V140L43 141H45V140H49L50 138H52L53 136H58L62 131H60L59 130V128H61L60 126L61 125H63L64 126V128H67L68 130H72L73 132H79V133H81V134H84V133H91V132H96V131H98V129L99 128H97L100 124H104L103 122H105L107 119H114L115 117H117V116H121L122 115V111L121 110H119L118 108H115V107H113V108H111L110 109V112L111 113H103V111L104 110H106V105H104V104H102V103H100V102H97V101H94V104L92 105V108L91 109H85V110H83V108L81 109V108H78L77 110H73L72 111V114L68 117V118H65V119H63V120H61V121H59L60 122V124H58V123H48V122H50V121H48V120H46L45 118L46 117H49V115H46V117L45 118H41V120H39L40 118H38V117H36V115H34L33 114V109H34V107L36 106L35 105V102H36V98H31V96H28V95H24V94H16V95H13V96H11L10 95V98ZM63 97V96H62ZM66 97V96H65ZM68 97V96H67ZM74 97V96H73ZM118 97V96H117ZM219 97H221V96H219ZM224 97V96H223ZM248 98L250 97V96H247ZM247 97H245L246 99H248ZM257 97V96H256ZM61 98V97H60ZM225 98V97H224ZM230 98V97H229ZM257 98H259V94H258V97ZM262 98H264V96L262 97ZM262 98H260L261 100H262ZM221 99H222V97H221ZM239 99H240V97H239ZM246 99H245V101H246ZM254 99H255V97H254ZM10 100V99H9ZM238 100V99H237ZM251 100V99H250ZM259 100V99H258ZM261 100H260V102L259 103H261ZM251 101H253V100H251ZM255 102H257L256 101V99L254 100ZM229 102H230V99H229ZM243 102H244V98H243ZM263 102V101H262ZM220 103V102H219ZM223 103V102H222ZM232 103L233 102H231V105H232ZM236 103V102H235ZM247 103H250L249 102V100L248 101H246V103L245 104H247ZM254 106H255V104L253 103V102H251ZM225 104V103H224ZM244 104V103H243ZM244 104V105H245ZM238 105V104H237ZM261 105V104H260ZM259 105V106H260ZM27 106V107H28ZM223 106V105H222ZM221 106V107H222ZM241 106H243L242 105V103H241ZM257 106H258V104H257ZM256 106V107H257ZM15 107V106H14ZM219 107V106H218ZM220 107V108H221ZM226 107V106H225ZM230 107V106H229ZM232 107V106H231ZM246 107H249L250 108V106H249V104H248V106H246ZM246 107H245V110H246ZM253 107V106H252ZM18 108V107H17ZM53 108V107H52ZM241 108H243V107H241ZM259 108V107H258ZM263 108H264V104L262 105V107L260 108V109H262V111L264 112V110H263ZM46 109V108H45ZM50 109V108H49ZM257 109V108H256ZM9 110V109H8ZM8 110H6V111H8ZM55 110V109H54ZM217 110V109H216ZM254 110H255V108H254ZM20 111H23V110H21L20 109ZM41 111V110H40ZM47 111H49V110H47ZM70 111V110H69ZM238 111V110H237ZM255 111H257L258 112V109L257 110H255ZM254 111V113H256ZM260 111V110H259ZM262 111H261V113H262ZM55 112V111H54ZM240 112H242V111H240ZM253 112V111H252ZM38 113V112H37ZM40 113V112H39ZM49 113V112H48ZM243 113V112H242ZM245 113V112H244ZM244 113H243V115H244ZM251 113V112H250ZM249 113V114H250ZM260 113V112H259ZM259 113H256V115L258 116L259 115ZM54 114V113H53ZM233 114V113H232ZM264 114V113H263ZM135 115V114H134ZM247 115H248V113H247ZM252 115V114H251ZM256 115H254V116H256ZM44 116H45V114H44ZM59 116V115H58ZM253 116V117H254ZM256 116V117H257ZM259 116H261V114L259 115ZM258 116V118H260ZM57 117V116H56ZM135 117H136V115H135ZM237 117H239V116H237ZM262 117H264V116H262ZM61 118V117H60ZM128 118V117H127ZM257 119V118H256ZM255 119V120H256ZM260 119H262L263 120V118H260ZM260 119H258V123H259V120ZM60 120V119H59ZM261 121V120H260ZM54 122H56V121H54ZM92 122H94V123H92ZM96 122V123H95ZM263 122V121H262ZM97 123H100V124H97ZM138 125H139V123H137ZM143 124V123H142ZM260 124V123H259ZM264 124V123H263ZM196 125V124H195ZM62 126V127H63ZM194 126V125H193ZM196 126H198V125H196ZM195 126V127H196ZM263 126V125H262ZM7 128V127H6ZM5 128V129H6ZM264 128V127H263ZM8 129V128H7ZM12 130H10V132L12 133ZM30 131L31 133H30V135H26V131ZM202 130V129H201ZM259 131H262V130H259ZM14 132V133H15ZM26 132V133H25ZM25 133V134H24ZM259 133V132H258ZM49 135H51L52 137H50ZM48 137H50V138H48ZM76 137V136H75ZM47 138V139H46ZM78 138V137H77ZM76 138V139H77ZM176 138V137H175ZM207 138V137H206ZM205 138V139H206ZM209 138V137H208ZM53 139V138H52ZM79 139V138H78ZM113 140L115 139V138H112ZM210 139V138H209ZM213 140H214V138H212ZM59 140H60V138H59ZM118 140H119V138H118ZM121 140V139H120ZM134 140V139H133ZM218 141V140H217ZM22 142V141H21ZM33 142H35V143H33ZM46 143H47V141H45ZM112 142V141H111ZM168 142V141H167ZM201 142V141H200ZM262 142V141H261ZM260 142V143H261ZM18 143V142H17ZM45 143V144H46ZM52 143H55V141L53 142L52 141ZM113 144H116V143H114V142H112ZM127 143H129V142H127ZM126 143V144H127ZM131 143V142H130ZM142 143V142H141ZM20 144V143H19ZM18 144V145H19ZM51 144V143H50ZM119 144V143H118ZM118 144H116V145H118ZM121 144V143H120ZM125 144V143H124ZM180 144V143H179ZM44 145V144H43ZM42 145V146H43ZM49 145V144H48ZM109 146V147H103L102 146V148H92L93 150L90 152V154L88 155V156H91V157H93V156H100L101 158H103L105 161L107 160L108 161V163H106L105 162V164H107V166H115L116 165V163H119V165L117 164V166H119L121 169H126V168H130V167H134V166H137V169H139L140 167H142L143 169H144V171H150V170H153V168L154 167H156V166H159V165H162V163H165V160H163L162 158H161V156L159 155V154H157V153H151V152H148V151H139V150H137V149H135V147L133 146H131L130 148L129 147H117V146ZM123 145V144H122ZM175 145H177V144H175ZM180 145H183V144H180ZM45 146V145H44ZM136 146V145H135ZM179 146V145H178ZM224 146V145H223ZM228 146V145H227ZM77 147V146H76ZM138 147V146H137ZM175 147V146H174ZM191 147V146H190ZM184 148V147H183ZM86 149L87 148H85V149H82V151L84 150V151H86ZM91 149V148H90ZM89 149V150H90ZM138 149H143V148H138ZM192 149V148H191ZM88 150V149H87ZM88 150V151H89ZM146 150V149H145ZM188 150V149H187ZM230 151V150H229ZM75 152V151H74ZM78 152V151H77ZM81 152V151H80ZM79 152V153H80ZM231 152V151H230ZM223 153H225V152H223ZM262 153V152H261ZM196 154V153H195ZM229 155H230V153H228ZM247 154V153H246ZM250 154H252L251 152H250ZM250 154H248L249 156H250ZM257 154V153H256ZM259 154V153H258ZM84 155V154H83ZM86 155V154H85ZM193 155V154H192ZM223 155V154H222ZM222 155H220V156H222ZM235 155V154H234ZM233 155V156H234ZM260 155V154H259ZM238 156V155H237ZM243 156H246V155H243ZM249 156H247V157H249ZM252 156V158H255L253 155H251ZM81 157H84V156H81ZM203 157V156H202ZM210 157V156H209ZM240 157V156H239ZM260 157H262V159H263V161L261 162L260 161V164L262 163L263 164V162H264V156L262 155V156H260ZM260 157H258L260 160H262ZM213 158H215V157H213ZM220 158V157H219ZM242 158V157H241ZM249 158H251V157H249ZM257 157L255 158V160H257L258 159ZM232 159V158H231ZM242 159H245V158H242ZM241 159V160H242ZM203 161H205L204 159H202ZM222 160V159H221ZM247 160V159H246ZM248 160H250V159H248ZM99 161V160H98ZM101 161V160H100ZM99 161V162H100ZM168 160H166V162H167ZM172 160H170V162H171ZM212 161V160H211ZM245 161V160H244ZM96 162V161H95ZM172 162H174V161H172ZM176 162V161H175ZM250 162V161H249ZM251 162H254V159L252 160L251 159ZM40 163V162H39ZM219 163V162H218ZM256 163H257V161H256ZM255 163V164H256ZM75 164L76 165H86L85 163H83L82 161H78V162H75ZM90 164H92V163H90ZM100 164V163H99ZM195 164V163H194ZM229 164V163H228ZM244 164H246V163H244ZM254 164V163H253ZM259 160H258V164H256L258 167H259ZM164 165V164H163ZM231 165H233V164H231ZM235 165V164H234ZM250 165V164H249ZM255 165V166H256ZM37 167H36V169L39 171V170H41V171H44L46 174H45V176H41V177H39L38 175H37V172L38 171H36V170H33L32 172H29V171H24V172H15L14 174H12L13 175V177L12 176H6L5 177V175H4V177L6 178V179H4L3 181L2 180H0V189L1 188H4V187H6V185L7 184H9V185H15L16 183L18 184V183H21V182H23V181H25V182H33V181H36L37 183H39L40 185H39V187L38 188H28V190L26 191V192H24V193H22L21 194V198H20V200H25V202L27 203V206H29V209H27L30 213H31V215L33 216V220H32V222H31V224H30V226L28 227V228H17V229H14L15 231H14V234H13V236L12 237H10V239H8L7 240V243L9 244V247H10V250L9 251H6L5 253H1V255L3 256V254H5L4 255V257H5V259H6V264H91L90 263V261L91 260H94V264H117V261H118V259H115V260H113V261H109V259H108V254H109V250H112L113 248L115 249V247H116V245H114V242H113V240H111V239H109V240H107V239H102L99 235H95L94 234V232H92V230L89 228V224H87L89 221H93L94 223H95V225H105V224H109L112 220H113V218H122V217H124V216H126V215H128V214H130V213H134V214H136V216H138V214L140 213V211H141V207L139 206L140 204L143 206L146 202H147V199H150V198H152V197H155V195L157 194L156 192H154V193H156V194H154V193H152V192H145V191H142V193L140 192V191H138L137 192V190H136V192H134V189L133 190H130V189H124V190H121L120 191V193H121V196H124V198L126 199L125 200V203H121V204H119V205H117V206H114L113 205V207L112 208H110V207H105V208H96V207H94V206H85V207H83V208H81V209H78L77 208V210L76 209H74V210H72V211H60V212H54V210L52 211V204L54 203L53 201L55 200V199H57V198H59V197H61L62 195H66V196H74V195H76L78 192L76 191V190H73V189H69V188H65V187H63V184H60L59 183V181L61 180H72V179H77V180H79V177H82V176H79V173H78V170H76L77 168L75 167V165L73 166V165H69V164H66V163H64V162H59V161H55V162H51V161H46V162H42V163H40V164H37L36 165ZM102 166V165H101ZM166 166V165H165ZM221 166H223V165H221ZM236 166H237V164H236ZM239 166H240V163H239ZM245 166H248V165H245ZM244 166V167H245ZM254 166V165H253ZM252 166V167H253ZM79 167V166H78ZM164 167V166H163ZM190 167V166H189ZM230 167H232V166H230ZM76 168V169H75ZM166 168V167H165ZM254 168H257V167H254ZM254 168L252 169L253 171H254ZM262 168V167H261ZM264 168V167H263ZM100 169V168H99ZM143 169H140V170H143ZM167 169H168V171H170L171 170V172H172V175L175 177L178 173H177V168L175 169L174 168V165L173 164H169V165H167ZM160 170V169H159ZM219 170V169H218ZM256 170V169H255ZM261 170V169H260ZM259 170V171H260ZM264 170V169H263ZM120 171H122V170H120ZM132 171H135L136 172V169H134V170H132ZM143 171V172H144ZM157 171V170H156ZM226 170L224 169L223 170V172L225 173V174H227V171L225 172ZM229 171H231V170H229ZM228 171V172H229ZM105 172H107V170L105 171ZM110 172V171H109ZM108 172V173H109ZM130 172V171H129ZM135 172H133V173H135ZM137 172H139V171H137ZM154 172V171H153ZM244 172H247V170L246 171H243V173ZM250 172H251V170H250ZM256 172H258V171H256ZM261 172V171H260ZM97 173H99V172H97ZM148 173V172H147ZM182 173V172H181ZM253 173H255V172H253ZM264 173V172H263ZM129 174V173H128ZM130 174H131V172H130ZM140 175H145V174H141V173H139ZM149 174H150V172H149ZM167 174V173H166ZM225 174H222V175H225ZM228 174H233V173H228ZM236 174L238 175V173L236 172ZM251 174V173H250ZM258 174H260V173H258ZM7 175V174H6ZM136 175H137V173H136ZM165 175V174H164ZM170 175V174H169ZM179 175V174H178ZM231 175H227L228 176V178H229V176H231ZM254 175V174H253ZM261 175H262V173H261ZM207 176V175H206ZM215 176H216V174H215ZM226 176V177H227ZM248 176V175H247ZM258 176V175H257ZM260 176V175H259ZM84 177V176H83ZM87 177V176H86ZM114 177V176H113ZM167 176H165V178H166ZM217 177V176H216ZM219 177H220V174H219ZM218 177V178H219ZM222 177V176H221ZM220 177V179H222L223 180V178H225L224 176H223V178H221ZM237 177V176H236ZM249 177L250 176H248V179H249ZM253 177H255V175L253 176ZM85 178V177H84ZM217 178V181H218V185H219V182L220 181H222V180H220L219 181V179ZM228 178H226L227 179V181H228ZM235 178V177H234ZM238 178V177H237ZM2 179V178H1ZM82 179V178H81ZM216 179V178H215ZM251 179V178H250ZM83 180V179H82ZM201 180V179H200ZM225 180V179H224ZM258 180V179H257ZM260 180V179H259ZM262 180V179H261ZM100 181V180H99ZM205 181V180H204ZM216 181V182H217ZM196 182V181H195ZM212 182V181H211ZM215 182V181H214ZM223 182V181H222ZM231 182H233V180L231 181ZM246 182V181H245ZM248 182V181H247ZM77 183V182H76ZM221 183V182H220ZM227 183V182H226ZM242 183V182H241ZM260 183V182H259ZM258 183V184H259ZM262 184H264V182H261ZM214 184V183H213ZM213 184H211V185H213ZM216 184V183H215ZM243 184V183H242ZM248 184V183H247ZM257 183H255V185L257 186L258 185ZM34 186H35V184H33ZM211 185H210V187H211ZM217 185V184H216ZM221 185V184H220ZM223 185H225V183H223ZM227 185V184H226ZM254 185V184H253ZM253 185H251L250 184V186H253ZM260 185V184H259ZM259 185H258V187H259ZM19 186V185H18ZM17 186V187H18ZM21 186V185H20ZM13 187V186H12ZM61 187H63V188H61ZM126 187V186H125ZM140 187V186H139ZM138 187V188H139ZM219 187V186H218ZM238 188H239V186H237ZM209 188V187H208ZM215 188V187H214ZM217 188V187H216ZM244 188H245V186H244ZM140 189H142L141 187H140ZM139 189V190H140ZM230 189V188H229ZM239 189H241V188H239ZM250 189H253V187L251 188L250 187ZM236 190H237V188H236ZM244 190V189H243ZM17 191H19V190H17ZM198 191V190H197ZM20 192H21V190H20ZM20 192H18V193H20ZM144 192V193H143ZM170 192V191H169ZM200 192V191H199ZM146 193H149V195L147 196V194ZM261 193V192H260ZM255 194H257V193H255ZM16 196V195H15ZM14 196V198H16ZM17 196H20V194H18ZM23 196V197H22ZM66 196H65V198H66ZM78 196V195H77ZM109 196L110 197H113V195L112 194H109ZM244 196V195H243ZM246 196V195H245ZM251 197H252V195H250ZM118 197V196H117ZM228 197V196H227ZM230 197V196H229ZM228 197V198H229ZM232 197V196H231ZM229 198V199H231L230 201H232L233 199L232 198ZM254 197V196H253ZM19 197H17V199H18ZM119 198V197H118ZM237 198V197H236ZM235 198V199H236ZM208 199V198H207ZM214 199V198H213ZM229 199H228V201H229ZM195 200V199H194ZM210 200H211V198H210ZM199 201V200H198ZM214 201L216 202V200L214 199ZM225 201V200H224ZM230 201L228 202V203H230ZM260 201V200H259ZM122 202V201H121ZM213 202V201H212ZM215 202H213V203H215ZM234 202V203H233ZM239 201H237L236 200V203H238ZM57 203V202H56ZM55 203V204H56ZM59 203V202H58ZM179 203V202H178ZM213 203H210V204H213ZM235 203V201L233 200L232 201V203H230V204H228L229 206V208H231V206L233 205L234 207H235V205H239V204H236ZM260 203V202H259ZM112 204H115V203H112ZM150 204H152V203H150ZM155 204V203H154ZM209 204V205H210ZM226 204V203H225ZM232 204V205H231ZM203 205V204H202ZM214 205V204H213ZM242 205V204H241ZM255 205V204H254ZM42 206H44L45 207V210H44V212H39V210H40V208L42 207ZM54 206V205H53ZM58 206V205H57ZM60 206H62V205H60ZM192 206V205H191ZM205 206V208H206V210H207V212H209V214H210V211L212 212L213 211V209L212 210H210L211 208H209V207H207L206 205H205V203H204V205L203 206H201L202 208H200L203 212H202V214L200 213L201 212V210L200 209H198V210H200L199 212L197 211V207L195 208H193V209H196V212H194L193 210H192V212L190 211V214H189V212L187 211V213H185V215H179V214H181V213H178V214H175V213H173V211L171 212V211H167L164 215H163V218H162V221H161V225H163V227L165 226V224L166 223H175V221H179V220H181V219H184V218H186L187 217V215H189V217L191 216V217H193L194 219L196 218L195 216L199 213V215L197 216V218L196 219H200L199 217H202V218H207L206 217V215L208 216V214H206V213H204L206 210L203 208ZM215 206H217L216 204H215ZM215 206H212V207H215ZM226 206V205H225ZM240 206V205H239ZM55 207V206H54ZM147 207V206H146ZM228 207H226V208H228ZM237 207V206H236ZM235 207V208H236ZM241 207V206H240ZM66 208V207H65ZM71 208V207H70ZM191 208V209H192ZM233 208V207H232ZM234 208V209H235ZM237 208H239V207H237ZM247 208V207H246ZM188 210H190L189 208H187ZM223 209V208H222ZM234 209H231V211L233 212V211H235ZM240 209V208H239ZM56 210V209H55ZM174 210V209H173ZM178 210V209H177ZM210 210V211H209ZM230 210V209H229ZM229 210H226L227 212L229 211ZM238 209H236V211H237ZM57 211V210H56ZM176 211V210H175ZM220 211V210H219ZM235 211V212H236ZM178 212H181V209L180 210H178ZM182 212H183V210H182ZM196 214L197 212V214L194 216V213ZM217 213H218V211H216ZM224 212V211H223ZM230 212V211H229ZM228 212V213H229ZM234 212V213H235ZM238 213H239V210L237 211ZM173 213V214H172ZM220 213V212H219ZM218 213V214H219ZM222 213V212H221ZM233 213V214H234ZM260 213V212H259ZM192 214H193V216H192ZM203 214H205V216L203 217ZM226 214V213H225ZM231 213H229V215H230ZM201 215V216H200ZM227 215V214H226ZM229 215H228V218H229ZM36 218H35V217ZM212 218L214 217V216H211ZM220 217H221V215H220ZM223 217V216H222ZM222 217H221V220H222ZM250 217V216H249ZM151 219H154V218H151ZM187 219V218H186ZM224 219V218H223ZM226 219V218H225ZM156 219H154V221H155ZM240 220V219H239ZM243 220V219H242ZM242 220H240V221H242ZM67 221H71V223H73L74 225H72V228H68V227H66L65 225H64V223L65 222H67ZM87 221V222H86ZM134 221V220H133ZM186 221H189V219H187ZM192 221V220H191ZM200 221H202V219L200 220ZM212 221H213V219H212ZM237 221V220H236ZM245 221V220H244ZM152 222V221H151ZM182 222H183V220H182ZM193 222H195V221H193ZM221 222V221H220ZM220 222H218V223H220ZM262 222V221H261ZM159 223V222H158ZM189 223V222H188ZM192 223V222H191ZM212 224H208V222H207V224H208V226L209 225H213V223H215V222H211ZM226 223V222H225ZM234 223L235 222H233V225H234ZM238 223V222H237ZM244 223V222H243ZM190 224V223H189ZM206 224V223H205ZM241 224V223H240ZM248 224V223H247ZM91 225V224H90ZM149 226L151 225V224H148ZM160 225V226H161ZM192 225H193V223H192ZM195 225V224H194ZM216 225H217V223H216ZM230 225H232L231 223H230ZM260 225V224H259ZM108 226V225H107ZM190 227H192L191 225H190ZM204 227H206V226H204ZM211 226H209V227H207V228H210ZM231 227H234V226H231ZM237 227V226H236ZM247 227V226H246ZM249 227V226H248ZM264 227V226H263ZM12 228V227H11ZM158 228V227H157ZM162 228V227H161ZM207 228H205L204 230H206ZM217 228V227H216ZM227 228H229V227H227ZM239 228V227H238ZM244 228V227H243ZM250 228V227H249ZM248 228V229H249ZM262 227H260V229H261ZM146 227H145V229H143V230H145V232H147L146 231ZM163 229V228H162ZM188 229V228H187ZM215 229V228H214ZM234 229V228H233ZM232 229V230H233ZM251 229V228H250ZM259 229V230H260ZM166 230V229H165ZM203 229H202V231H204ZM217 230V229H216ZM229 230V229H228ZM237 230V229H236ZM247 230V229H246ZM253 230V229H252ZM259 230H258V232H259ZM7 231H9V230H7ZM197 231V230H196ZM207 231V230H206ZM212 231H214L213 230V227H212ZM225 231V230H224ZM245 231V230H244ZM144 232V233H145ZM197 232H199V231H197ZM201 232V231H200ZM200 232H199V235H200ZM221 232V231H220ZM226 232V231H225ZM224 232V233H225ZM230 232H232V231H228V233H230ZM235 232V231H234ZM243 232V231H242ZM241 232V233H242ZM253 232V231H252ZM252 232H251V234H252ZM103 233V232H102ZM191 233V232H190ZM196 233V232H195ZM194 233V234H195ZM212 233V232H211ZM223 233V232H222ZM221 233V234H222ZM227 233V232H226ZM240 233V232H239ZM244 234H246L245 232H243ZM263 233V232H262ZM188 234V233H187ZM193 234V239L192 238H190V240H191V242H192V240L194 241L195 239H200L201 237V235L200 236H198V233H196V235H197V237H199V238H197V237H194V236H196V235H194ZM218 234V233H217ZM220 234V233H219ZM218 234V235H219ZM259 234V233H258ZM139 235V234H138ZM224 235V234H223ZM225 235H227V234H225ZM230 235V234H229ZM232 235V234H231ZM238 235V234H237ZM236 235V236H237ZM102 236H103V234H102ZM176 236V235H175ZM181 236V235H180ZM179 236V237H180ZM204 236V235H203ZM202 236V238H204V239H201V240H205L203 243L205 244V242H209V241H206V240H209V237H207V236H210V238H211V235L210 234H207V236L205 237H203ZM217 236V235H216ZM239 236V235H238ZM188 237V236H187ZM245 237V236H244ZM258 237V236H257ZM256 237V238H257ZM136 238V237H135ZM206 238V239H205ZM208 238V239H207ZM236 238V237H235ZM243 238V237H242ZM174 239V238H173ZM178 239H180V238H178ZM183 239H184V236H183ZM183 239H181V240H183ZM226 239V238H225ZM237 239V238H236ZM241 239V238H240ZM247 239V238H246ZM257 240H258V238H257ZM185 241V240H184ZM198 241V240H197ZM196 240H195V242H197ZM200 241V240H199ZM221 241V240H220ZM236 241V240H235ZM188 242H190V241H188ZM188 242H185L187 245L189 244ZM190 242V243H191ZM195 242H193L194 244H195V246H196V244H198V243H195ZM258 242V241H257ZM261 242V241H260ZM193 243H191V244H189L188 246H186V244H184L183 243V241H182V244H184L183 245V247H185L187 250H188V253H189V256H191V254L193 253V248L195 247H193ZM202 243V242H201ZM217 243H219V242H217ZM223 243V242H222ZM231 243V242H230ZM237 243V242H236ZM241 243V242H240ZM243 243V242H242ZM181 244V243H180ZM180 244H176L175 246L174 245H167V244H165V246H161V247H158V246H152V248L150 247V249H149V251H144V254H143V256H145V257H143V259L141 258V261L142 262H140L139 261V263H137V264H145L144 262L145 261H148V260H153V261H158V264H173V262H175L178 258H179V256L182 254V247H181V245ZM214 244V243H213ZM232 244V243H231ZM231 244H230V247H231ZM247 244V243H246ZM249 244V243H248ZM263 244V243H262ZM163 245V244H162ZM199 245V244H198ZM203 245V244H202ZM216 245H218V244H216ZM233 245V244H232ZM237 245V244H236ZM240 245V244H239ZM119 246V245H118ZM220 246V245H219ZM234 246V245H233ZM244 246V245H243ZM242 246V247H243ZM197 247V246H196ZM212 247H214V246H212L211 245V248ZM218 247V246H217ZM217 247H215V248H217ZM226 247V246H225ZM235 247H237V246H235ZM235 247H233V248H235ZM215 248H214V250H215ZM254 248V247H253ZM184 249V248H183ZM223 249V248H222ZM226 249V248H225ZM239 249V247L237 248V250ZM255 249H256V247H255ZM259 249V248H258ZM8 250V249H7ZM186 250V251H187ZM231 250V249H230ZM183 251H185V249L183 250ZM227 251H229V249H227ZM242 251V250H241ZM259 251V250H258ZM211 252V253H210ZM225 252V251H224ZM230 252H232V251H230ZM234 252V251H233ZM236 252V251H235ZM252 252V251H251ZM250 252V253H251ZM204 253V252H203ZM206 253H210L211 254V256H212V253L214 254V252L212 251V249H209V251H207ZM229 253V252H228ZM264 253V252H263ZM200 254V253H199ZM227 254V253H226ZM197 255V254H196ZM228 255H230V253L228 254ZM240 255V254H239ZM242 255V254H241ZM248 255V254H247ZM120 256H122V255H120ZM203 256V255H202ZM248 256H250V255H248ZM116 257V256H115ZM114 257V258H115ZM123 257H125V256H123ZM196 257V256H195ZM198 258H199V255L197 256ZM201 257V256H200ZM221 257V256H220ZM184 258V257H183ZM194 258V257H193ZM193 258H189V259H193ZM245 258V257H244ZM252 258V257H251ZM217 259V258H216ZM238 259V258H237ZM257 259V258H256ZM163 260H166L167 262H165V261H163ZM184 260V259H183ZM220 260V259H219ZM219 260H217L218 262H219ZM222 260H224V259H222ZM239 260V259H238ZM237 260V261H238ZM248 260H250V259H248ZM246 261L247 263L249 262V261ZM185 261V260H184ZM163 262H165V263H163ZM204 262V261H203ZM208 262H210V261H208ZM215 262H216V260H215ZM230 262V261H229ZM261 262V261H260ZM121 263H123V261L121 262ZM258 263H259V261H258ZM202 264V263H201ZM215 264V263H214ZM218 264V263H217ZM226 264V263H225ZM238 264V263H237ZM263 264V263H262Z\"/></svg>",
  "mask_w": 264,
  "mask_h": 264
},
{
  "label": "crops",
  "instance_id": "obj_3",
  "mask_svg": "<svg viewBox=\"0 0 264 264\" xmlns=\"http://www.w3.org/2000/svg\"><path fill=\"white\" fill-rule=\"evenodd\" d=\"M112 3H113L114 5H116V6H117V5L121 6V4H133V5H134L136 2H135V1H132V2H131V1H129V0H113ZM137 3H138V2H137ZM130 11H131V10L129 9V10H126L125 12H128V13H139L140 15H143V16L146 15L147 17H149V16H148V13H146L145 11H139V10H138V11H134V10H133V11H131V12H130ZM145 20H146V19H142V20H140L139 22L142 23V22H145ZM129 22H131V21L129 20ZM118 25L121 26L120 24H118ZM128 25H129V24H128ZM111 27H114V26L111 25ZM130 27H133V26H130ZM134 27H141V28H142V27H145V25H142V24H136V26H134Z\"/></svg>",
  "mask_w": 264,
  "mask_h": 264
}]
</instances>
